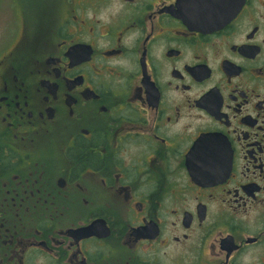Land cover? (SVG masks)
<instances>
[{"label": "flooded vegetation", "instance_id": "1", "mask_svg": "<svg viewBox=\"0 0 264 264\" xmlns=\"http://www.w3.org/2000/svg\"><path fill=\"white\" fill-rule=\"evenodd\" d=\"M198 6L0 0V264H264V0Z\"/></svg>", "mask_w": 264, "mask_h": 264}, {"label": "water", "instance_id": "2", "mask_svg": "<svg viewBox=\"0 0 264 264\" xmlns=\"http://www.w3.org/2000/svg\"><path fill=\"white\" fill-rule=\"evenodd\" d=\"M199 3L198 14L180 15L186 25L196 29L221 27L238 11L243 0H194Z\"/></svg>", "mask_w": 264, "mask_h": 264}, {"label": "rangeland", "instance_id": "3", "mask_svg": "<svg viewBox=\"0 0 264 264\" xmlns=\"http://www.w3.org/2000/svg\"><path fill=\"white\" fill-rule=\"evenodd\" d=\"M62 8H63V5H62Z\"/></svg>", "mask_w": 264, "mask_h": 264}]
</instances>
